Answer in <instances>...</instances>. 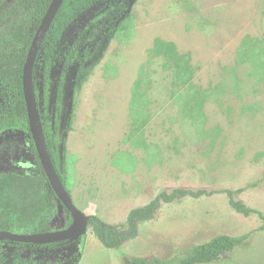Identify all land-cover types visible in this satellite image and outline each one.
Returning <instances> with one entry per match:
<instances>
[{
	"label": "rangeland",
	"instance_id": "rangeland-1",
	"mask_svg": "<svg viewBox=\"0 0 264 264\" xmlns=\"http://www.w3.org/2000/svg\"><path fill=\"white\" fill-rule=\"evenodd\" d=\"M21 2L0 0V50L22 48L17 28L31 10ZM125 24L74 90L71 129L58 126L54 161L73 203L125 229L129 211L161 191L217 192L158 203L151 218L137 222V235L116 248L89 228L78 264L176 260L216 235L244 233L246 240L212 264H264L262 221L235 212L224 192L243 188L235 198L264 214V0H136ZM157 38L187 60L189 81L169 58L150 56ZM16 103L15 87L0 82V173L18 168L12 158L29 159L33 192L50 194L30 158L28 120L18 105L6 109ZM72 222L57 205L46 224L58 233ZM77 249L72 242L26 264H68ZM15 250L0 240V264H11Z\"/></svg>",
	"mask_w": 264,
	"mask_h": 264
},
{
	"label": "trees",
	"instance_id": "trees-1",
	"mask_svg": "<svg viewBox=\"0 0 264 264\" xmlns=\"http://www.w3.org/2000/svg\"><path fill=\"white\" fill-rule=\"evenodd\" d=\"M51 1L22 0L21 3H18L23 5V8L31 10L28 23L17 28V35L21 39L22 48L21 50H0V82L14 86L19 97V105L16 103L12 109L7 106L8 114H11L10 110L17 109L18 105L24 118L27 119L22 91L23 64L35 31ZM135 1L62 0L37 51L32 67V85L34 92L40 91L38 100L41 108L38 110L47 150L65 188L64 176L60 174L58 165L54 161L58 148L59 123L64 126L65 134L71 129L74 90L87 79L93 68L100 62L116 32L125 29V23ZM158 54L169 58L181 71L180 78L189 81L190 67L187 60L177 53L173 43L159 38L155 39L150 49V56ZM48 100L51 104L52 113L48 112L45 104ZM7 116H5V120ZM7 124L10 123L7 121ZM49 129L51 133L48 131ZM27 142L29 143L30 158L34 160L37 172L47 180L31 135L27 138ZM11 161L18 165V168L5 169L0 173V230L36 234L56 232L46 224L50 210H53L57 205H62L58 202L51 186L50 194L33 192L29 170L30 161L21 157L12 158ZM66 190L70 194L67 188ZM242 190L243 188L224 191L228 197L229 205L235 212L243 216L257 215L264 225V214L260 210L247 206L235 198V193ZM215 192L217 191L184 188H174L170 192L161 191L147 204L129 211L125 229L112 227L95 214L88 215L89 228L104 247L116 248L124 241L137 235V222L151 218L158 203H170L185 197L210 196ZM34 221L37 222L35 226L33 225ZM248 236L249 233L241 235L219 234L207 241L191 246L186 255L176 260L152 258L151 261H148L136 257L133 259V264H212L225 253L234 250ZM0 240L4 241L7 246L16 249L11 264H26L30 259L35 260L57 254L74 242L78 244V249L70 257L68 264H78L84 248L85 234L73 241L64 239L27 243L12 241L7 238ZM22 249H27L28 254L24 255Z\"/></svg>",
	"mask_w": 264,
	"mask_h": 264
},
{
	"label": "water",
	"instance_id": "water-1",
	"mask_svg": "<svg viewBox=\"0 0 264 264\" xmlns=\"http://www.w3.org/2000/svg\"><path fill=\"white\" fill-rule=\"evenodd\" d=\"M62 0H52L47 8L35 34L31 40L22 69V91L27 113L30 135L38 155L40 164L47 177V180L54 191L58 202L73 215V222L70 227L56 233H18L7 230H0V238H7L17 242L42 243L52 240L69 239L71 241L78 239L81 235L86 234L89 229L88 215L79 209L72 200L71 195L63 186L59 176L54 168L53 161L47 150L43 127L37 107L35 93L32 85V67L39 49V46L61 4ZM3 136L0 135V143ZM47 239H41V238ZM50 237V238H48Z\"/></svg>",
	"mask_w": 264,
	"mask_h": 264
},
{
	"label": "bare ground",
	"instance_id": "bare-ground-1",
	"mask_svg": "<svg viewBox=\"0 0 264 264\" xmlns=\"http://www.w3.org/2000/svg\"><path fill=\"white\" fill-rule=\"evenodd\" d=\"M42 237H43V236H42ZM48 238H50V237H48ZM41 239H47V238H44V237H43V238H41Z\"/></svg>",
	"mask_w": 264,
	"mask_h": 264
},
{
	"label": "flooded vegetation",
	"instance_id": "flooded-vegetation-1",
	"mask_svg": "<svg viewBox=\"0 0 264 264\" xmlns=\"http://www.w3.org/2000/svg\"><path fill=\"white\" fill-rule=\"evenodd\" d=\"M1 135V134H0ZM3 136V135H2ZM3 138H4V136H3ZM29 160V159H28Z\"/></svg>",
	"mask_w": 264,
	"mask_h": 264
}]
</instances>
